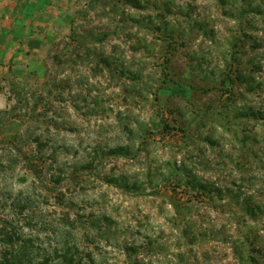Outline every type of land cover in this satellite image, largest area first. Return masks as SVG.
Returning <instances> with one entry per match:
<instances>
[{
    "label": "rangeland",
    "instance_id": "rangeland-1",
    "mask_svg": "<svg viewBox=\"0 0 264 264\" xmlns=\"http://www.w3.org/2000/svg\"><path fill=\"white\" fill-rule=\"evenodd\" d=\"M46 4L0 83V223L35 264H264V0Z\"/></svg>",
    "mask_w": 264,
    "mask_h": 264
},
{
    "label": "crops",
    "instance_id": "crops-1",
    "mask_svg": "<svg viewBox=\"0 0 264 264\" xmlns=\"http://www.w3.org/2000/svg\"><path fill=\"white\" fill-rule=\"evenodd\" d=\"M19 5L23 8L22 15ZM56 8L47 5L46 0H0V83L6 82L23 68L21 60L24 61L27 51L31 50L29 45L45 35L41 29H37L38 26L46 27L47 15ZM27 12L31 14L30 17ZM27 17H34V21ZM33 50H36V46Z\"/></svg>",
    "mask_w": 264,
    "mask_h": 264
},
{
    "label": "trees",
    "instance_id": "trees-1",
    "mask_svg": "<svg viewBox=\"0 0 264 264\" xmlns=\"http://www.w3.org/2000/svg\"><path fill=\"white\" fill-rule=\"evenodd\" d=\"M20 237V232L11 221L1 220L0 243H6L11 249L8 254L0 256V264H35L27 246L21 245Z\"/></svg>",
    "mask_w": 264,
    "mask_h": 264
}]
</instances>
